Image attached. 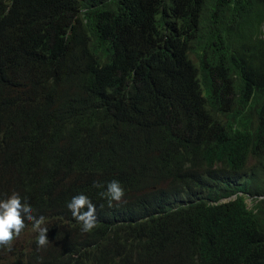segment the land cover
I'll return each mask as SVG.
<instances>
[{
	"label": "trees",
	"instance_id": "16d2710c",
	"mask_svg": "<svg viewBox=\"0 0 264 264\" xmlns=\"http://www.w3.org/2000/svg\"><path fill=\"white\" fill-rule=\"evenodd\" d=\"M215 25L212 48L182 39ZM181 93L199 107L191 131L229 136L206 164L232 165L264 104V0H0V199L18 193L49 239L38 247L25 219L0 264H264V199L244 194L264 193V175L194 199ZM112 180L124 196L108 207ZM79 193L91 232L67 207Z\"/></svg>",
	"mask_w": 264,
	"mask_h": 264
},
{
	"label": "clouds",
	"instance_id": "9594fccd",
	"mask_svg": "<svg viewBox=\"0 0 264 264\" xmlns=\"http://www.w3.org/2000/svg\"><path fill=\"white\" fill-rule=\"evenodd\" d=\"M184 21H179L177 24L182 25ZM151 31L148 21L141 22L134 29V38L145 37ZM204 36L194 35L190 30L185 31L183 40L187 44L200 43L207 48L214 47L217 38L221 35V27L204 28ZM178 102L184 110L185 122L183 133V120L178 124L183 135L179 144V153L188 161L194 168V174L191 181L197 183L199 188L193 193V198L196 200L206 199V189L210 186H221L225 191H232L233 186L237 183L246 186L252 185L259 177L264 175V104L254 105L252 108L260 109L258 115L254 118H246L241 121L243 124H252V139L247 150L233 160V164L224 168L218 169L216 166H208L206 160L209 156V142L224 143L229 136H221L213 133L209 128L203 126L201 129L191 131L189 127L196 126L200 120L199 107L193 99L189 101V108L183 105L182 93L173 98ZM94 187L104 188V184L95 181ZM247 200L255 196L264 199V193L246 192ZM102 196L107 197L108 207L113 206V202H120L124 196V189L118 180L107 182L106 190L101 192ZM232 196L221 198L227 200ZM72 216L81 223L83 232H91L97 226L96 206L92 203L89 197L83 193L73 196L67 204ZM103 207V206H101ZM87 209L84 211V209ZM25 219L31 221L33 229L39 234L37 237L38 247H44L48 244L47 227H42L45 217L37 218L33 215L32 206L26 201L22 203L18 193L12 192L5 199H0V246H11L15 236H19L25 228ZM264 246V243H262ZM257 257V255H255Z\"/></svg>",
	"mask_w": 264,
	"mask_h": 264
},
{
	"label": "rangeland",
	"instance_id": "374dc122",
	"mask_svg": "<svg viewBox=\"0 0 264 264\" xmlns=\"http://www.w3.org/2000/svg\"><path fill=\"white\" fill-rule=\"evenodd\" d=\"M71 25H72V27H74V26L76 25V22H72V24H71Z\"/></svg>",
	"mask_w": 264,
	"mask_h": 264
}]
</instances>
